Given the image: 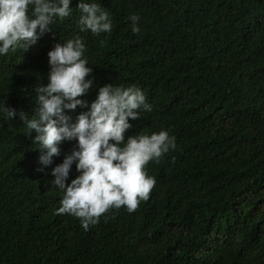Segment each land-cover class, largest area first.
Masks as SVG:
<instances>
[{"label":"trees","instance_id":"trees-1","mask_svg":"<svg viewBox=\"0 0 264 264\" xmlns=\"http://www.w3.org/2000/svg\"><path fill=\"white\" fill-rule=\"evenodd\" d=\"M95 2L112 31L80 33L73 0L37 45L0 56V99L31 116L48 51L79 34L97 86L136 85L152 107L126 135L166 130L176 147L146 165L147 200L86 231L56 214L63 193L51 183L73 144L45 175L36 133L0 114V264H264V0Z\"/></svg>","mask_w":264,"mask_h":264},{"label":"clouds","instance_id":"clouds-1","mask_svg":"<svg viewBox=\"0 0 264 264\" xmlns=\"http://www.w3.org/2000/svg\"><path fill=\"white\" fill-rule=\"evenodd\" d=\"M73 0H0V56L18 48L27 52L38 44L54 22L72 15ZM80 33L94 36L112 31L109 10L95 0H78ZM132 33L141 31L139 15L128 17ZM84 38L77 34L56 42L48 51L47 84L35 87L32 115L10 107L0 99V114L6 120H19L36 133L39 145L38 172L54 163L62 154V145L71 143L70 151L51 170L52 185L63 197L57 215L70 214L80 220L84 230L99 223L102 214L126 206L129 212L147 200L155 185L145 170L150 161L174 149L175 137L161 130L150 135H126L142 112H150L142 89L136 85L97 86L86 56ZM96 90L90 103L84 97ZM81 109L78 114L77 109ZM73 167H75L74 178ZM70 180V182H69Z\"/></svg>","mask_w":264,"mask_h":264}]
</instances>
